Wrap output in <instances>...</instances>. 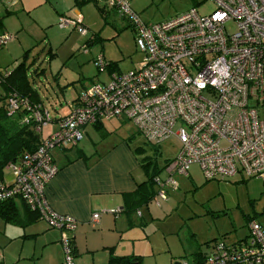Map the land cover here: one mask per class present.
Here are the masks:
<instances>
[{"label": "built area", "instance_id": "built-area-1", "mask_svg": "<svg viewBox=\"0 0 264 264\" xmlns=\"http://www.w3.org/2000/svg\"><path fill=\"white\" fill-rule=\"evenodd\" d=\"M106 1L129 21L143 53L141 66L80 91L53 132L8 164L11 182L0 183L1 201L19 197L61 231L65 264H72L68 244L75 219L50 210L43 190L58 172L52 152L76 146L85 126L125 119L152 145L170 136L179 141L178 154L164 167L166 178L153 179L157 204L167 199V187L177 188L173 175L187 176L192 164L206 180L237 173L264 179V0H207L213 4L207 14L190 8L157 23L142 22L128 0ZM58 25L87 35L80 18L60 17ZM11 37L0 34V48ZM94 62L99 70L107 65L102 55ZM6 107L9 114L25 108L23 122L34 121L39 133L51 121L45 107L17 93L7 98ZM98 217L93 214L94 223ZM248 229L244 241L212 243L203 264H264V227L250 220ZM171 264L194 263L181 258Z\"/></svg>", "mask_w": 264, "mask_h": 264}, {"label": "rangeland", "instance_id": "rangeland-1", "mask_svg": "<svg viewBox=\"0 0 264 264\" xmlns=\"http://www.w3.org/2000/svg\"><path fill=\"white\" fill-rule=\"evenodd\" d=\"M36 4L37 0H29L25 4L29 10L18 5L11 14H7L5 5L0 3L1 26L12 36L0 49V68L12 69L28 51V80L37 90L51 118L63 114L65 103L74 98L82 87L108 82L114 73L141 66L143 53L135 44L133 29L125 18L110 12L109 6L100 5L106 11L103 15L92 5L83 6L85 20L82 25L87 30V35H83L77 29L66 31L57 23H53V27L42 25L39 12L42 8ZM144 4L145 10L137 14L144 23H157L190 8H196L201 15L213 8L212 2L207 0H145ZM226 28L233 30L234 25L228 23ZM93 35L99 38L87 46L91 50L89 54L85 53L84 42ZM96 55L117 64V69H97L92 62ZM67 84L70 85L63 88ZM118 120L104 121L108 133L103 139L99 131L93 129L86 139L83 135L80 144L85 145L86 151L96 153L102 150L101 146L126 140L131 147L140 148L149 173L152 169H161L166 158L172 159L178 154L180 143L174 136L155 147L146 142L130 121ZM51 125L49 122L42 127L40 135L43 139L53 132ZM4 173V182L10 183V172L6 170ZM188 173L190 177L182 176V186L177 192H172V198L164 204L167 208L152 209V217L161 212V219L156 220L147 212L143 213L142 219L133 214L130 233L122 231V239L130 240L137 250L135 252L142 256V264H167L161 261L169 256H182V243L192 244L197 236L218 232V237L223 235L230 242L249 233L250 220L264 225V179L237 173L224 180H206L197 164L190 165ZM23 218L24 214L17 222H6L0 217V264H65L62 243L61 258L57 260L58 250L48 246L43 251L41 235H35L34 239L30 237L36 225L27 226ZM122 248L119 249L120 254L132 253V246L126 253L121 251ZM189 256L184 255L183 258Z\"/></svg>", "mask_w": 264, "mask_h": 264}, {"label": "crops", "instance_id": "crops-1", "mask_svg": "<svg viewBox=\"0 0 264 264\" xmlns=\"http://www.w3.org/2000/svg\"><path fill=\"white\" fill-rule=\"evenodd\" d=\"M4 1L5 0H0V3H3L5 5V12L7 14H11L14 8L18 5L21 7V9H25L27 7L25 4L29 3V0ZM23 1L25 3H22ZM129 1L132 10L136 14H138L139 11H144L146 8V4H144L145 0ZM36 5L37 7L42 8V10L39 11L41 12L40 15L42 18V21H40V23L45 26L50 25L51 27L54 26L53 23H57L58 25V19L60 17L80 18L84 23L85 12H82L83 6H94L100 15H103V13L106 11L104 10V12L101 13L98 10V7L100 5H105L106 7L109 6L106 0H99L98 6H95L93 3L89 2L82 5L80 8L74 6V0H37ZM109 8L110 12H114L117 15L115 10L111 6H109ZM58 27L63 28L69 32L72 30L70 28L61 27L59 25ZM41 29L43 30L44 27L42 26ZM0 31L4 33L7 32V30L5 28H2V26L0 28ZM94 41L95 39H91V37L88 38L84 42L85 49L88 48L87 46L92 45ZM83 51L89 54L91 50H88V52H86L83 48ZM96 57L97 55L92 60L94 65ZM33 62L34 59L32 60V63ZM57 74H59V72ZM69 85L70 84H67L63 88H66ZM84 88L86 87H82L77 92L74 98L65 103L66 111L63 114L56 116V118H51L50 122L52 124V130L56 128V121L68 112L67 104L75 100L79 92ZM40 101V105L45 107L42 103L41 98ZM104 121L102 124L103 130H105ZM93 129H95L93 125L84 127V139L88 137L89 133H91ZM84 146L85 145L80 144L79 142L75 147L71 149L54 150L55 152H52L53 160L58 166V172L54 175V177L50 179L43 190V197L50 210L59 215H68L75 219L76 224L72 232V242L74 248L73 256L75 257L74 264H107L111 255H138V253L135 252L137 251L135 246L130 243V240L124 241L122 239V231L130 233V228L133 226V214H135L136 217L142 219L144 212H147L152 217V209L158 210L164 208L165 210L167 207L164 204L172 198V192H177L179 190V187L182 186V175H173L174 179L177 182V188L173 190L167 187L168 194L166 200L159 201L158 204L156 203L157 185L153 183L155 194L153 195L151 200L147 203H134L133 194L137 190L138 184L145 181L147 179V175L149 174V168L146 165L147 163L145 162L144 158H141L142 156L140 154V148L131 147L126 140L117 141L112 144H108L107 146H101L102 150L96 153L86 151ZM152 171H154V169H152ZM155 176L160 177L161 179H165L166 173L164 171V167L161 168L159 173ZM183 177L189 178L190 175L188 173L187 176ZM15 201L20 215L24 214V216H26L24 206L22 205V202H24L25 204L26 202L19 198H16ZM26 206L31 211L37 213V219L26 224L27 226L36 225L35 232L30 237H33L34 239L35 235H41V237L43 238V247L45 248L43 249V251H45L46 247L48 246L49 248L54 247L58 250L57 260H60L61 231L53 227L45 218L40 216L38 211L32 210L27 204ZM111 209H118L119 211L118 213L114 214L110 212ZM94 213L99 214L97 223H94L92 220V216ZM152 218H155L156 220L161 219V212H158V214L156 216L154 215V217ZM259 224L264 227L262 223ZM217 234L212 233L208 236H197L194 238L195 241L192 244L190 243L189 245H185L182 243V256H169V258L167 257L163 259L161 263L171 264L172 261L176 262L180 259V257L183 258L184 255L191 256L192 254L197 252H200L204 256H206L211 251L212 243L217 240H221L226 244H233L239 241L246 240L248 236V232H246L244 235H240L234 240L228 242L225 240V237H223V235L218 237ZM131 246L133 247L132 253L127 252V254L125 251H127V248H131ZM121 247H123L121 251H124L126 254H120L121 252H119V249ZM158 263L160 264V262Z\"/></svg>", "mask_w": 264, "mask_h": 264}, {"label": "trees", "instance_id": "trees-1", "mask_svg": "<svg viewBox=\"0 0 264 264\" xmlns=\"http://www.w3.org/2000/svg\"><path fill=\"white\" fill-rule=\"evenodd\" d=\"M98 1L99 0H74V6L80 8L82 5L89 2L93 3L95 6H98ZM98 10L101 13H103L105 10L104 6L102 7L99 6ZM126 21L128 22V25L131 27L129 21L127 19ZM1 25L2 24L0 18V28ZM2 33L4 32L0 31V34ZM98 38H99L98 35H93V37H91V39H95V40L96 39L98 40ZM27 56H28V51H25L21 58V61L11 70L0 69V78H1L0 81V183L3 184H5L4 172L7 170L11 174V171L7 168L8 164L13 161L19 160L20 157L25 152H31L35 150L41 143V135L35 129L36 123L34 121H30L29 123L23 122V119L27 116L28 113L27 110L25 108H21L9 114L6 107L7 98L11 96L12 93H17V95L19 96L26 97L29 103H31V105H37L40 104L41 102L37 91L32 87L27 77V71L29 67V64L26 63ZM106 67L109 68L110 71H112L113 69H117V64H114L112 62H107ZM102 124L103 121H99L93 124V126L97 131H99L100 137L104 138L108 132L103 130ZM154 146L156 147L159 145H154ZM71 148L73 147H67L64 148L63 150H68ZM170 160L171 159H166L163 167H165V165ZM160 170L161 169L159 168L154 169V171H152L147 175V179L145 181L138 184V188L133 194L134 203H141V202L147 203L151 200V198L155 194L153 179L155 175L159 173ZM16 198L19 197H12L2 201L0 200V217L3 218L6 222H17L21 220V215L19 213L15 201ZM22 203H23L22 205L24 206V211L26 212L25 213L26 216L23 219L25 221L28 220L25 223L28 224V222L36 220L37 213L31 211L24 202ZM68 246L70 249V255L71 257H73L74 248H73L72 237L69 240ZM188 258L192 260L194 264H203L205 256L202 253L197 252L192 254ZM141 262H142V257L140 255H134V254L126 255V256L111 255L109 257L107 264H141Z\"/></svg>", "mask_w": 264, "mask_h": 264}, {"label": "clouds", "instance_id": "clouds-1", "mask_svg": "<svg viewBox=\"0 0 264 264\" xmlns=\"http://www.w3.org/2000/svg\"><path fill=\"white\" fill-rule=\"evenodd\" d=\"M213 83H215V81H213ZM201 86H203V85H201Z\"/></svg>", "mask_w": 264, "mask_h": 264}]
</instances>
